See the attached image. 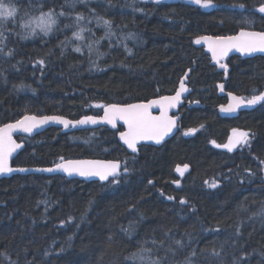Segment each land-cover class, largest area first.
Returning a JSON list of instances; mask_svg holds the SVG:
<instances>
[{
    "label": "trees",
    "instance_id": "obj_1",
    "mask_svg": "<svg viewBox=\"0 0 264 264\" xmlns=\"http://www.w3.org/2000/svg\"><path fill=\"white\" fill-rule=\"evenodd\" d=\"M9 2L17 14L0 27V126L25 114L99 115L110 103L172 94L187 69V99L203 106H181L177 132L160 147L141 145L137 155L108 127L17 136L24 147L15 167L61 158L121 160L122 167L116 183L1 178L0 264H264V101L221 117L224 72L194 43L201 35L264 31L257 11L264 0H212L209 7L192 0ZM49 10L57 14L53 30L22 38L21 23ZM224 62L227 91L245 101L264 92L263 56ZM234 130L248 132V143L229 151L224 145Z\"/></svg>",
    "mask_w": 264,
    "mask_h": 264
},
{
    "label": "snow or ice",
    "instance_id": "obj_2",
    "mask_svg": "<svg viewBox=\"0 0 264 264\" xmlns=\"http://www.w3.org/2000/svg\"><path fill=\"white\" fill-rule=\"evenodd\" d=\"M159 2V0H158ZM193 3L200 5L201 7H209L212 5V0H192ZM239 7L243 8V5H239ZM258 12L264 13V3L260 5L257 9ZM17 14V8L14 6H10V4H5L3 0H0V27H3L5 21L8 18L15 19ZM56 13L52 10L48 12H41L38 17L30 18L27 21L21 23V27L26 29V35L22 38H27V36L35 35L37 29L42 32L44 35H48L49 32L53 30V26L56 25ZM59 15H64L63 12L59 13ZM83 19L82 16H77V23ZM247 22V21H246ZM105 26L110 28V21L105 20ZM67 27V25H66ZM85 31L84 28H80L79 31L73 33V37L77 40H82L83 36L81 33ZM90 31V30H89ZM111 34L110 32L108 33ZM201 39H210L201 37L198 38L195 42L200 43ZM215 46L210 47V50L213 52V58L215 59L217 56V51H219L220 55H226L227 52L235 48L237 51L243 53H253V52H264V32L254 33V32H246L241 31L237 36H228V37H216ZM95 43H99V41H95ZM89 50H92V44L88 45ZM77 52H80L81 49L76 47L74 49ZM130 51V50H129ZM11 52H9V55ZM40 65L43 66V61H39ZM220 67L224 68L227 71L226 65H220ZM223 89V86H221ZM187 91L184 86L183 81H181L180 88L177 90L176 95L173 97H161L160 100L149 101L148 104H129V105H109L105 108L104 116L100 117L99 120L93 116H84L82 119L78 121H68L64 120L61 117H41L37 118L35 116H24L21 120L17 121L14 124H7L3 127H0V173L11 172L13 169L8 168L6 165V157L10 155L11 151L15 148L20 147V145L15 144L11 140V131L16 128H21L25 132H32L33 128H37L40 125L46 124L49 121H55L57 123L63 124L65 127H68L70 124L73 126L79 124H97L100 121L107 122L115 127V121L117 119H122L125 124L128 126L127 132L120 133V139L128 146L132 152L137 151V141L139 140H154L157 144L163 140L164 136L167 135L168 132L171 131L173 127V121L169 119H165L163 116L154 117L149 113V109L155 105H159L161 107V111L164 112L166 107H173L175 103H177L180 99V96L183 92ZM230 99L235 101V104H229L227 108L222 107V111H235L237 107L241 104L246 103L247 105H255L264 101V92H261L259 95H253L250 99L246 101L244 98H238L232 96L229 93ZM194 131L192 129L189 132ZM237 132V135L233 141L230 142L229 145H225L229 151L232 150L238 144L246 145L248 143V133L242 132L238 130H234ZM187 134V133H186ZM63 161V158H61ZM119 162L115 161H66L55 165V168L42 169L41 171H56L60 170L68 175L78 174L80 176L89 177L96 176L99 177L101 181H108L109 177L112 178L111 183L117 182V177L119 176ZM188 165H184V170H187ZM19 171H26V169H19ZM177 171L183 175V171L178 167ZM125 172H127V168H125ZM151 183V181H149ZM178 184L179 181H176ZM207 184L208 181H205ZM210 187H216V183L212 182ZM172 199V197H169ZM91 204V201L89 202ZM181 203H186L185 201H181ZM71 219V218H69ZM63 223V222H62ZM127 231V230H125ZM239 231V229H237ZM177 246H181V242L179 240L175 241ZM143 252H151L150 249H141ZM171 251V249H169ZM195 255V253H192ZM213 255H218V253H213ZM141 260L144 259V256L141 255ZM150 264H161L159 259L151 260ZM185 264H190V261H186Z\"/></svg>",
    "mask_w": 264,
    "mask_h": 264
},
{
    "label": "water",
    "instance_id": "obj_3",
    "mask_svg": "<svg viewBox=\"0 0 264 264\" xmlns=\"http://www.w3.org/2000/svg\"><path fill=\"white\" fill-rule=\"evenodd\" d=\"M242 30L243 31H246V32H254V33L264 32V31H260V30H254V29H246V28H244V29H240L239 31H237L234 34H228V35H210V34L201 35V36H198L195 39V41L198 38H201V37L210 38V39H201L200 40V43H196L194 41L195 45L197 47L202 48L203 51L208 55V58L210 60V64L213 65V66H216L217 68L223 70V72H224V81L222 83L218 84V86H217V94L219 96H225L226 99H227L226 103L220 104L216 108V110L218 111V114L221 117L233 118V117H236L239 114V112L244 111V110H250V109H252V108H254L256 106V104L249 106L246 103H244V104H241L239 107H237L235 109V111H222L221 110L222 107L223 108H227L229 106V104H235V101L230 99L229 93H231L232 96H235V97H238V98H242L241 96H239V95H237V94H235L233 92H230V91H227L226 90V84H227V81L229 79V71H230V68L224 62L225 59H227L230 56H239L241 58H252V57H255V56H263L264 57V52L257 51V52H253V53H243L242 54L241 52L237 51L235 48H232V49H230L227 52L226 55H220L219 51H217L216 58L215 59L213 58V52L210 50V47L215 46V44H216L215 38L216 37L237 36ZM220 65H226L227 66V71H225L224 68L220 67ZM189 74H190V69H187V71L181 77L176 91L174 93H172V94H166V95L157 96V97L151 98V99L146 100V101L129 103V104H148L149 101L160 100L161 97H173V96L176 95L177 90L180 88L181 81H183L184 86L186 87L187 91H185V92H183L181 94L180 99H179V101L177 103H175V106H173V107H166V109H165L164 112L161 111V107L159 105H155V106L151 107L148 110L149 113L152 116H154V117H161V116H163L165 119H169L170 118L174 122L171 131L168 132L167 135L164 136L163 140H161V142L159 144H157L154 140H139V141H137V145H136L137 146V151L136 152H132V150L129 149L128 146L120 139V133L121 132H127L128 131V126L125 124V122L122 119H117L115 121V127H113L111 124H108L107 122H103V121H100L97 124H83V125L77 124L75 126H73L72 124H70L68 127H65L63 124L57 123L55 121H49L48 123L43 124V125H40L37 128H33L32 132H30V133L23 131L21 128H16V129H14V130L11 131V134H10L11 135V140L15 144L20 145V147L15 148L13 151H11L10 155H8L6 157V165H7L8 168L13 169V171L0 173V179L1 178L10 177V176H12L14 174H23V175L24 174H45V175H61V176H64L65 178H67V179H79V180H83V181H100V182H103V183L108 182L110 179H112L111 177H109V180L108 181H101L99 179V177H96V176L84 177V176H80V175L75 174V173L72 174V175H68L67 173H65L63 171H60V170H56V171H52V172L41 171V170L42 169H48V168H55V165L56 164H59V163H62V162H66V161H70V160L71 161H115V162H119V166H120L119 167V174H120L121 167H122V164H121L120 161L114 160V159H103V158H68V159H64L63 161L61 160V161L55 163L54 165L46 166V167H43V166L15 167V166L12 165V161L18 155V153L23 149V147H24V143L18 141L16 139V137L17 136L33 137V136H36L37 134L42 133L43 131H45L47 128H50V127H59V128H62L65 132L81 131V130H88V129H96V128H99V127H108L109 129L116 130V129H118V127H121L122 130H120V131L117 132V140L119 141V143L129 153H131V154H137L138 153V150H139V147L141 145H149V146H153V147H160L166 141H168L177 132V130H178V122H179V117L177 115V112H178V110H179V108L181 106L186 105L188 108L203 106L202 104H200L197 101L191 102L189 99H187L188 98V95L191 92V88L189 87V85L187 83ZM221 86H223V89H221ZM113 104L114 103H110V104L105 105L102 108V111H101V113L99 115H88V116L96 117L99 120L100 117H103L104 116L105 108L108 107L109 105H113ZM129 104H115V105L124 106V105H129ZM24 116H35L37 118H41V117H61L64 120H68V121H78V120H80V119H82L84 117V116H82V117L77 118V119H71V118H68V117L63 116V115H51V114H47V115H36V114H25V115L21 116L20 118L14 120V121H10V122H7V123L2 124L0 127H3L4 125H7V124H14L17 121L21 120ZM19 169H26V171H19Z\"/></svg>",
    "mask_w": 264,
    "mask_h": 264
},
{
    "label": "rangeland",
    "instance_id": "obj_4",
    "mask_svg": "<svg viewBox=\"0 0 264 264\" xmlns=\"http://www.w3.org/2000/svg\"><path fill=\"white\" fill-rule=\"evenodd\" d=\"M10 1V0H9ZM9 1H7V0H3V2L5 3V4H10V6H13L12 5V3L11 2H9ZM159 1H165V0H159ZM38 17V16H37ZM34 18V17H33ZM9 19V18H8ZM238 131H241V130H238ZM242 132H245V131H242ZM248 133V132H247ZM236 135H237V132H232V135H231V137L232 136H235L236 137ZM231 137L227 140V142L225 143V145H229L230 144V142H231ZM235 137L233 138V140L235 139ZM91 138V137H90ZM232 140V141H233ZM225 145H224V148L225 149H228L227 147H225ZM239 145V144H238ZM238 145H236L235 147H233L234 148V150H235V148L238 146ZM180 168V167H179ZM184 169H183V173H184ZM178 172V171H177ZM178 174H180L179 172H178ZM181 175V174H180Z\"/></svg>",
    "mask_w": 264,
    "mask_h": 264
},
{
    "label": "flooded vegetation",
    "instance_id": "obj_5",
    "mask_svg": "<svg viewBox=\"0 0 264 264\" xmlns=\"http://www.w3.org/2000/svg\"><path fill=\"white\" fill-rule=\"evenodd\" d=\"M224 97H225V96H224ZM226 101H227V99H226V97H225V100H224V102H223L222 104L226 103ZM177 115H178V112H177ZM96 129H97V128H96ZM116 130H117V132H118V131L122 130V128L119 129V130H118V129H116ZM116 135H117V134H116ZM234 137H235V136H232V137H231V141L233 140ZM137 154H138V153H137ZM137 154H134V155H137Z\"/></svg>",
    "mask_w": 264,
    "mask_h": 264
},
{
    "label": "bare ground",
    "instance_id": "obj_6",
    "mask_svg": "<svg viewBox=\"0 0 264 264\" xmlns=\"http://www.w3.org/2000/svg\"><path fill=\"white\" fill-rule=\"evenodd\" d=\"M38 3V2H37ZM41 6V5H40ZM44 8V7H43ZM31 37V36H30ZM216 67V66H215ZM223 79H224V75H223ZM224 81V80H223ZM222 83V82H221ZM220 84V83H219ZM257 105V104H256ZM98 115V114H97ZM119 128V127H118ZM90 130H92V129H90ZM121 161V160H120Z\"/></svg>",
    "mask_w": 264,
    "mask_h": 264
}]
</instances>
